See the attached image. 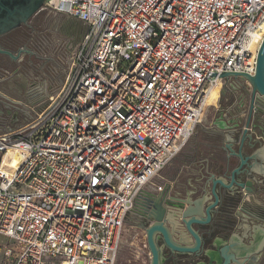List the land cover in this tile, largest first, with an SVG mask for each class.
Instances as JSON below:
<instances>
[{"label":"built area","instance_id":"obj_1","mask_svg":"<svg viewBox=\"0 0 264 264\" xmlns=\"http://www.w3.org/2000/svg\"><path fill=\"white\" fill-rule=\"evenodd\" d=\"M43 10L86 33L62 89L0 135V236L18 249L11 264H116L127 217L202 125L210 88L223 74L255 75L264 0H47Z\"/></svg>","mask_w":264,"mask_h":264},{"label":"crops","instance_id":"obj_2","mask_svg":"<svg viewBox=\"0 0 264 264\" xmlns=\"http://www.w3.org/2000/svg\"><path fill=\"white\" fill-rule=\"evenodd\" d=\"M68 20L70 23H75V26H77V29H73L72 32L69 31L74 37L70 39L71 49L58 46H42L40 48L32 46L29 57H22L20 62H22L24 58H30V60H37L42 67H46V65L52 66L51 61L72 54V51L76 48L75 46L83 39L82 37L86 33V27L72 17H68ZM67 72V69H61L58 65V67H54V70H52L49 75L44 74V81L40 82L37 78L29 80L20 70L19 76L15 73L14 75L16 76L9 75V78L12 79V83L14 82L17 86L22 87L23 96L16 97L12 95V93L7 92L5 88L1 90L2 96L8 102H16L17 109L31 106L36 116L48 103L51 95H55L53 93L64 85ZM17 77L22 79V84L14 81ZM9 78L4 77V81L9 80ZM227 88L228 89H222V94L220 96L221 100H227L230 94L234 92L231 91L229 87ZM15 99H17V101ZM250 99H248L245 104H241L242 107H239V109H237L232 102H222L223 106H218V108H216L217 112L211 119L212 124L206 130L213 139L214 172L216 178L223 179L225 183L231 182L230 175L232 170L236 169V167L241 164V159L238 155L241 151L246 157L247 163L242 168L238 181L250 180L253 182V185L257 189V193L254 195V203L256 204L253 205H255L256 210L264 211V100H261L262 105H256L258 111L255 110L251 116L252 106H250ZM4 112L5 110L1 113L4 114ZM18 113L17 117L14 113H11L9 116L10 118L8 116L5 118L0 114V135L14 130L12 127H18L20 125L21 127L25 126L23 124L33 118L29 113H22L20 110H18ZM249 124V134L243 139L244 132ZM185 148L168 165L169 172L172 173V175H166L165 182L159 185L162 186V192L168 190V194H181L183 192V185H185L182 178L184 175L188 174L196 178L195 180L198 188L202 191L205 189L204 187H206L208 183V173L205 170V162L210 158L206 156L199 162L200 168L198 171L192 170L189 166L185 168L183 163H181L188 150V147L186 150ZM156 190L155 193L160 192L159 189L156 188ZM221 191L222 190H220V193ZM240 209L241 207L235 209L231 216L236 220L233 227L234 230L231 232L232 236L227 240L219 239V248H221V251L227 247L226 253L223 254L222 257L224 260L226 256L228 257V262L223 261V263L222 258H220V264H225V262L226 264H248V262H251L250 258L255 256L257 258L255 261H252L253 264H264V217L253 218L251 215H255L254 212H248L246 214ZM130 214L140 216V213L132 212ZM14 247L17 249L16 245Z\"/></svg>","mask_w":264,"mask_h":264},{"label":"flooded vegetation","instance_id":"obj_3","mask_svg":"<svg viewBox=\"0 0 264 264\" xmlns=\"http://www.w3.org/2000/svg\"><path fill=\"white\" fill-rule=\"evenodd\" d=\"M3 7L0 5V114L5 118L10 116L11 113L17 115V103L8 102L2 96L1 90L4 81V77L18 73L20 66L18 63L22 57H29L32 46L30 47V42L35 41L36 30L39 26V20L41 15L45 13L43 6L45 0H0ZM35 13L32 14L33 10ZM30 59V58H29ZM18 66V67H17ZM250 99V106L254 98L253 90ZM262 99L257 100L258 106L262 105ZM205 170L208 173L207 180L208 183L205 189L202 191L197 186V182L194 179L193 182L188 181L183 185V192L181 194L173 193L167 194V196L162 199L167 200L165 202V218L168 219V229L173 232L175 230H181L184 232L187 240L194 244L196 239L194 236L189 234L186 230V225L179 218V211L181 208L188 209L192 202L201 200L205 198V209L216 202V197L214 196L212 190V181L210 180L212 175H216L214 172V159H209L205 162ZM166 191V190H165ZM163 191V192H165ZM220 194V192H219ZM208 198V199H207ZM163 201V200H162ZM196 207V205L192 204ZM204 209V210H205ZM236 209L235 203L232 201L225 203L221 208V211L217 210V206L211 212V218L207 220L205 216L202 220L205 221L203 224H194L198 236L201 238V249L198 253H180L177 251H172L165 243L164 237L158 235V244L161 247L164 261L163 264H220V258H222V263L225 261L222 257L223 252L219 248V239L227 240L230 238L231 232L234 230L235 219L231 216ZM160 212L159 209H150L147 211L141 210L140 216H137L138 227H145L147 224H152L154 217ZM146 217H150L151 221L148 222ZM144 231L145 242L143 244L144 249L150 254L148 238H146V232ZM175 241H178V237L172 236ZM253 257L250 258L252 261ZM263 264V263H260Z\"/></svg>","mask_w":264,"mask_h":264},{"label":"rangeland","instance_id":"obj_4","mask_svg":"<svg viewBox=\"0 0 264 264\" xmlns=\"http://www.w3.org/2000/svg\"><path fill=\"white\" fill-rule=\"evenodd\" d=\"M41 19L39 20V26L36 30L35 34V41L30 42L31 46L36 47H62V48H68L71 49V43L70 39L74 38L73 34L71 35V32L73 29H77V26H75V23H70L68 20V17L61 16V15H52L48 12H45L43 15H41ZM71 31V32H69ZM71 55V54H70ZM70 55L63 58H58L55 61H51L52 66L46 65V67H42L41 64L35 59L30 60L29 58H24L22 62H19L18 65L20 68L18 69L19 74L20 70L23 72L24 75L29 80H33L34 78H37L40 82L44 81L45 76L44 74L49 75V73L54 70V67H58V65L62 68H65L69 71L70 68ZM18 67V66H17ZM15 74V73H14ZM12 74V75H14ZM11 75V76H12ZM14 75V76H16ZM19 76V75H18ZM10 77V76H6ZM12 79L9 78V80H6V82L3 84L2 88H5L7 92L12 93V95H15L16 97H22V87L17 86L14 82L12 83ZM20 77H17V79H14V81H17L18 83L22 84L23 81H21ZM65 84V83H64ZM64 86V85H63ZM62 86V87H63ZM62 87H59V89L53 93L57 94ZM229 87L231 91H234L230 94L229 98L226 100L218 101V104L216 107H211L207 109L202 125H200L195 134L189 139L190 141L187 143L186 148L187 153L184 155V158L181 163L186 167H191L192 170L198 171L200 166L199 162L204 159V157L208 156L210 159H214L213 155V139L209 132H207V128L212 124L211 119L216 114V108L218 106H223V103L232 102L235 104V107L239 109V107H242L241 104H245L248 99H250V96L252 94L251 87L247 85V83L243 82L240 79L231 78L227 79L226 83L223 86V89H228ZM54 92V91H53ZM222 94V93H221ZM17 101V99H15ZM49 101V100H48ZM48 104V103H47ZM47 104L44 106L43 109L47 106ZM20 108V107H19ZM42 109V111H43ZM18 110L29 113L33 116V118L29 119L26 123L23 125L26 126L29 122H31L33 119H35L34 110L31 106L23 107ZM40 111V113L42 112ZM10 118V117H9ZM10 121V120H9ZM22 125V126H23ZM23 126V128L25 127ZM13 129L22 128L21 125L18 127H12ZM185 148V150H186ZM174 171V170H173ZM185 172V169H184ZM170 176L172 173L169 172V166H167L159 176L156 177V179L152 182L151 185L147 186L146 191L150 192L151 194L156 195V186L162 185L165 182V176ZM189 178V180H188ZM183 182L185 184L188 181L193 182L194 179H196L193 175H184L183 176ZM188 180V181H187ZM155 190V191H154ZM16 192H28L25 189L22 190H16ZM131 215V216H130ZM125 223L124 233L122 236V244L119 249V257L116 264H151V256L148 254L147 250L144 249L143 244L145 242L144 238V229L142 226L138 227L137 222V216L135 214H130ZM14 242L9 241L8 239L0 236V264H11L14 260V257L18 253V249H16ZM7 250H12L11 257L7 258L5 257V252Z\"/></svg>","mask_w":264,"mask_h":264},{"label":"water","instance_id":"obj_5","mask_svg":"<svg viewBox=\"0 0 264 264\" xmlns=\"http://www.w3.org/2000/svg\"><path fill=\"white\" fill-rule=\"evenodd\" d=\"M46 1V0H45ZM1 2V1H0ZM0 5L3 7V5L0 3ZM36 9L33 10L32 14L35 13ZM0 51H2L0 49ZM257 65L255 70V75H247V74H223V78L225 80L236 78L241 79L243 82L247 83L249 87H251V90H253L254 98H257V100L262 99L264 100V40L263 43L258 51L257 54ZM257 100L253 99L252 101V114L257 110L256 105ZM249 126L244 132V138L249 134ZM241 164L240 166L236 167V169L232 170L230 175V183H225L223 179H217L216 175H212L210 180L212 181V192L214 196L216 197V202L212 203L205 209V198L201 200H197L195 202L190 203L191 206L185 210V208H181L178 215L179 218L182 219L184 224L186 225V230L189 234L195 237L196 243H192L187 240L184 232L179 230H173V232L169 231L167 227L168 219L165 218L166 208H165V202L164 196L166 197L169 193L168 190L165 192L160 191L159 193L151 194L150 192L143 191L139 198L136 201L135 209L133 213H140L141 210L147 211L152 209H159L160 212L157 214L156 217H154V221L152 224H147L144 228L146 232V238H148V245L149 250L151 254V264H163L164 256L161 250V247L158 244L159 237L158 235H161L165 239L166 245L172 250L177 251L180 253L190 254V253H198L201 249V238L196 233L195 229L193 228L194 224H203L205 223L204 220H202L205 216H207V220L211 218V212L214 210V208L217 206V210L221 211V208L224 206V202L228 203L232 201L235 203L236 209L241 207V211L244 213H255V215H251V217H264V211L256 210L254 203V195L257 193L256 187L253 185V182L250 180H245L242 182H239L238 179H240V173L242 172V168L247 163L246 157L243 155V153L240 151L238 153ZM228 179V177H227ZM220 190L222 191L219 194ZM163 200V201H162ZM192 204L196 205L193 206ZM205 209V210H204ZM146 220L148 222L151 221L150 217H146ZM172 236L178 237V241H175ZM227 250V247L223 249V254H225ZM225 257V256H224ZM256 256L253 257L252 261L256 260ZM225 261L228 262V257H225ZM248 262V264H253V262ZM225 262V264H226Z\"/></svg>","mask_w":264,"mask_h":264},{"label":"bare ground","instance_id":"obj_6","mask_svg":"<svg viewBox=\"0 0 264 264\" xmlns=\"http://www.w3.org/2000/svg\"><path fill=\"white\" fill-rule=\"evenodd\" d=\"M263 36H264V28L262 29L260 39L257 41V43L254 47L256 57L258 54V50L260 49V47L263 43V42H261V38ZM222 87H223V82H219L217 85L210 88V90L207 93L206 98H205V107H207V109L214 107V106H217Z\"/></svg>","mask_w":264,"mask_h":264}]
</instances>
